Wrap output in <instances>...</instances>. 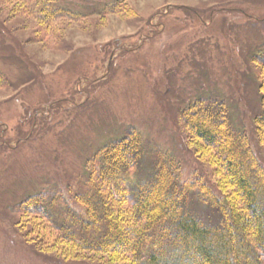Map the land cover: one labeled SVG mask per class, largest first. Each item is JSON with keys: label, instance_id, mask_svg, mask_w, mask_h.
I'll return each instance as SVG.
<instances>
[{"label": "rangeland", "instance_id": "374dc122", "mask_svg": "<svg viewBox=\"0 0 264 264\" xmlns=\"http://www.w3.org/2000/svg\"><path fill=\"white\" fill-rule=\"evenodd\" d=\"M116 1L62 0L88 19L56 23L62 39L52 46L36 41V21L0 6V68L10 82L0 89V264H122L50 252L42 220L32 228L13 208L44 189L70 200L86 191L87 160L127 127L174 160L183 182L219 194L218 159L184 122L199 98L225 99L264 167L254 124L264 87L253 63L264 50V0H126L99 17ZM196 194L190 204L202 215Z\"/></svg>", "mask_w": 264, "mask_h": 264}, {"label": "trees", "instance_id": "16d2710c", "mask_svg": "<svg viewBox=\"0 0 264 264\" xmlns=\"http://www.w3.org/2000/svg\"><path fill=\"white\" fill-rule=\"evenodd\" d=\"M125 2L106 4L96 13L106 18L121 12ZM0 3L15 5L14 14L36 21L35 39L48 46L55 37L62 39L56 23L88 19L62 0ZM253 63L264 87V50L254 55ZM9 85L0 68V89ZM187 111L191 112L184 122L191 135L200 141L202 151H211L218 159L216 171L223 175L219 194L201 182H183L174 160L138 129L127 127L120 138L87 160L86 191L70 200L57 189H44L13 209L25 215L27 223L42 220L38 223L52 236L46 237L50 252L67 253L70 259L75 250L122 264H264V167L248 135L233 121L220 96L199 98ZM254 124L264 147L262 114ZM195 192L205 210L202 215L190 204Z\"/></svg>", "mask_w": 264, "mask_h": 264}]
</instances>
